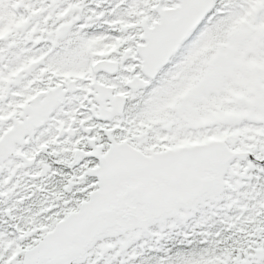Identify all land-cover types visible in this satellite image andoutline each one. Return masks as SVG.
<instances>
[{"label": "snow or ice", "instance_id": "snow-or-ice-1", "mask_svg": "<svg viewBox=\"0 0 264 264\" xmlns=\"http://www.w3.org/2000/svg\"><path fill=\"white\" fill-rule=\"evenodd\" d=\"M0 264H264V0H0Z\"/></svg>", "mask_w": 264, "mask_h": 264}]
</instances>
